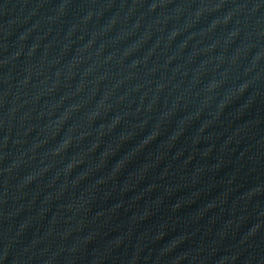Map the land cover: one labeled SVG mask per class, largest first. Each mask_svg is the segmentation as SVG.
I'll use <instances>...</instances> for the list:
<instances>
[{
	"label": "water",
	"instance_id": "1",
	"mask_svg": "<svg viewBox=\"0 0 264 264\" xmlns=\"http://www.w3.org/2000/svg\"><path fill=\"white\" fill-rule=\"evenodd\" d=\"M0 264H264V0H0Z\"/></svg>",
	"mask_w": 264,
	"mask_h": 264
}]
</instances>
